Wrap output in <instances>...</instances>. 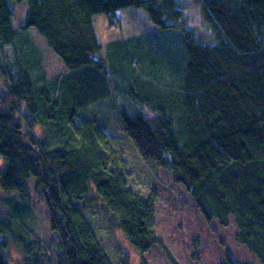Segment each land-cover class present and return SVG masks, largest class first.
<instances>
[{"label":"trees","instance_id":"1","mask_svg":"<svg viewBox=\"0 0 264 264\" xmlns=\"http://www.w3.org/2000/svg\"><path fill=\"white\" fill-rule=\"evenodd\" d=\"M196 1L207 37L190 26L180 0H0V49L5 57L6 48L15 51L0 90V190L30 204L25 186L35 182L59 237L56 264H112L85 218L97 202L109 229L139 255L160 243L156 196L129 186L124 160L96 117H77L111 98V83L139 105L137 115L121 111L119 128L139 157L166 169L209 223L228 227L233 218L236 240L264 264V0ZM13 2L29 8L19 28ZM129 8L144 9L156 31L101 43L95 18L105 15L116 26ZM31 29L68 72L50 87L19 58L36 56L20 38ZM22 122L40 126L59 146L26 135ZM24 229L0 217V264H10L2 238L19 244Z\"/></svg>","mask_w":264,"mask_h":264},{"label":"rangeland","instance_id":"2","mask_svg":"<svg viewBox=\"0 0 264 264\" xmlns=\"http://www.w3.org/2000/svg\"><path fill=\"white\" fill-rule=\"evenodd\" d=\"M180 3L186 10L185 14L190 26L200 35L207 37L209 30L204 25L200 4L196 0H180ZM11 7L14 10L12 24L14 28H19L26 21L29 13L28 5L26 2L22 4L13 2ZM118 18L120 23L116 26L109 25L105 15L95 18L96 31L101 43L106 45L156 31L144 9L122 10L118 13ZM20 38L21 43L31 41L36 49V56L28 57L23 54L19 58L24 64H28L31 75L40 85L44 83L42 81L44 79L50 87L53 81H60L68 73L63 61L48 47L45 39L35 29H31L28 35ZM5 51L8 53L7 57L0 49V90L6 87L8 62L15 58L14 49L13 52L8 48ZM110 91L111 98L100 100L89 109L79 112L77 117L80 120L96 117L100 126L109 135L112 146L124 160L129 186L146 199L156 196L155 233L160 242L148 253L139 255L131 248L121 232L109 229L105 221L104 208L100 202H97L92 209L85 212V218L102 242L111 263L172 264L171 261L174 260L178 264H227L226 253H229L236 263L261 264L258 258L236 240L239 230L233 218L228 227H221L217 220L209 223L198 210L192 197L182 186L175 184L166 169L157 168L152 162H145L139 157L134 144L123 134V131L119 130L121 111L124 109L137 115L139 105L128 97L118 96L112 83ZM22 115L27 118L25 109H22ZM80 120H76L78 127L81 124ZM23 125L26 135L29 136L31 133L35 139L43 141L49 149L59 146V139L48 137L40 126L31 130L24 123ZM5 168L6 164L0 158V176ZM27 183V191L31 196L30 204L20 200L17 194L6 196L0 190V217H14L16 223H23L25 227L24 232L18 236L22 239L19 244L12 240L10 235L2 238L9 250L10 264H56L57 249L53 243L59 242V237L51 230L50 213L44 197L35 193L33 180ZM28 242L31 243L30 247H26ZM5 253L7 254L6 251Z\"/></svg>","mask_w":264,"mask_h":264},{"label":"bare ground","instance_id":"3","mask_svg":"<svg viewBox=\"0 0 264 264\" xmlns=\"http://www.w3.org/2000/svg\"><path fill=\"white\" fill-rule=\"evenodd\" d=\"M27 123H29L30 122V118H28V120H27V118H26V120H25ZM28 126V125H27ZM29 128V127H28ZM3 160V159H2ZM4 161V160H3ZM6 169V168H5ZM27 185H28V183H27ZM27 185L25 186V189H26V191H27ZM35 187V186H34ZM36 193V192H35ZM10 195H12V194H10Z\"/></svg>","mask_w":264,"mask_h":264}]
</instances>
